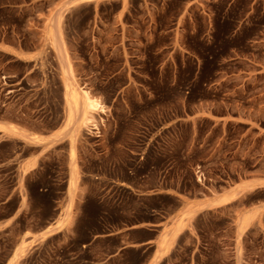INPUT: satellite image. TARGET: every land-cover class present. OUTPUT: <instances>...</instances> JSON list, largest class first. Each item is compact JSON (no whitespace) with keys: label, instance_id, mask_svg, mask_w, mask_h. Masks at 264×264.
<instances>
[{"label":"rangeland","instance_id":"rangeland-1","mask_svg":"<svg viewBox=\"0 0 264 264\" xmlns=\"http://www.w3.org/2000/svg\"><path fill=\"white\" fill-rule=\"evenodd\" d=\"M57 29L72 53L36 62L45 70L66 60L75 86L103 104L87 114L94 129L80 105L74 118L85 170L100 180L91 194L121 200L111 211L131 219L145 202L173 203L162 191L264 171V0H0L5 42L31 47ZM29 66L0 51V78ZM182 242L187 261L191 239Z\"/></svg>","mask_w":264,"mask_h":264},{"label":"crops","instance_id":"crops-1","mask_svg":"<svg viewBox=\"0 0 264 264\" xmlns=\"http://www.w3.org/2000/svg\"><path fill=\"white\" fill-rule=\"evenodd\" d=\"M0 51L31 63L0 78L1 264H264V171L162 191L173 203L145 202L140 215L130 210L123 219L121 208L109 209L120 199L91 194L100 180L85 170L68 62L45 70L36 62L43 52L70 56L67 36L57 29L31 47L0 39ZM33 71L41 80L27 87L22 81ZM57 88L59 98L38 96ZM184 238L191 239L187 261Z\"/></svg>","mask_w":264,"mask_h":264},{"label":"bare ground","instance_id":"bare-ground-1","mask_svg":"<svg viewBox=\"0 0 264 264\" xmlns=\"http://www.w3.org/2000/svg\"><path fill=\"white\" fill-rule=\"evenodd\" d=\"M70 95L72 98V104L74 105H80L81 106V115L80 120L82 123L86 124L89 128H96L95 120L91 115H87L88 113H91L92 111L96 110H102L103 104L101 101L93 96H90L87 90L80 91L77 88H74L70 91ZM75 108V107H74Z\"/></svg>","mask_w":264,"mask_h":264}]
</instances>
